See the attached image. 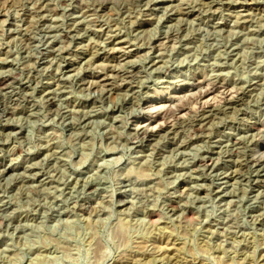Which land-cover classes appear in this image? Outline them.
<instances>
[{
  "label": "rangeland",
  "instance_id": "374dc122",
  "mask_svg": "<svg viewBox=\"0 0 264 264\" xmlns=\"http://www.w3.org/2000/svg\"><path fill=\"white\" fill-rule=\"evenodd\" d=\"M263 262L264 0H0V264Z\"/></svg>",
  "mask_w": 264,
  "mask_h": 264
},
{
  "label": "bare ground",
  "instance_id": "6f19581e",
  "mask_svg": "<svg viewBox=\"0 0 264 264\" xmlns=\"http://www.w3.org/2000/svg\"><path fill=\"white\" fill-rule=\"evenodd\" d=\"M203 1V0H202ZM206 1V0H205ZM244 1V0H243ZM252 2V1H251ZM184 5V4H183ZM216 7V6H215ZM262 7V6H261ZM201 8V7H200ZM202 9V8H201ZM84 10V8H83ZM37 12V11H36ZM81 12V11H80ZM207 12V11H206ZM248 12V11H247ZM207 16V15H206ZM263 17V16H262ZM74 25V24H73ZM243 25V24H242ZM174 36V35H173ZM167 40V39H166ZM65 41V40H64ZM165 42V41H164ZM169 45V44H168ZM111 47V46H110ZM113 47V46H112ZM119 47V46H118ZM167 47V46H166ZM158 48V47H157ZM95 54V53H94ZM160 54V53H159ZM89 57V56H88ZM102 57V56H101ZM124 57V56H123ZM121 58V57H120ZM159 59V58H158ZM162 59V58H161ZM105 60V59H104ZM153 61V60H152ZM133 63V62H132ZM112 66V65H111ZM59 68V67H58ZM86 69V68H85ZM89 69V68H88ZM56 70V69H55ZM98 71V70H97ZM80 72V71H79ZM104 72V71H103ZM111 72V71H110ZM134 74V73H133ZM136 74V73H135ZM53 75V74H52ZM98 75V74H97ZM162 75V74H161ZM109 76V75H108ZM128 76V75H127ZM77 77V76H76ZM107 77V76H106ZM126 78V77H125ZM105 79V78H104ZM128 79V78H126ZM207 79V78H206ZM94 80V79H92ZM101 80V79H100ZM96 81V79H95ZM113 81V80H112ZM98 82V81H97ZM110 82V81H109ZM81 83V82H80ZM89 83V82H87ZM92 83V82H91ZM111 83V82H110ZM86 84V83H85ZM107 84V83H106ZM185 84V83H184ZM204 84V82L201 80L196 81L194 84H192L191 86H185V87H179L178 89L171 91V92H164L159 94L156 98H152L150 101H146L144 104V109L142 110H146L145 113H143V115L140 117L135 119V122L133 124H135V129H137V131L140 134H143L142 136L145 137V139L150 138L151 136H153L154 132L158 129L161 128L162 126V115L164 113V111H166V109L169 108V106L174 103L177 100H181V98L187 97V96H192L195 95V91L197 89H200L202 87V85ZM245 84V83H244ZM134 85V84H133ZM183 85V84H182ZM11 86V85H10ZM97 86V85H96ZM101 86V85H99ZM106 87V86H105ZM99 88V87H98ZM109 88V87H108ZM223 88V87H222ZM254 88V87H253ZM41 89V88H40ZM106 89V88H105ZM104 89V90H105ZM175 89V88H174ZM208 89V88H207ZM203 90V89H202ZM221 90V89H220ZM219 90V91H220ZM250 90V89H249ZM23 91V90H22ZM201 91V90H200ZM229 91V90H228ZM231 91V90H230ZM237 91V90H236ZM244 91V90H243ZM60 92V91H59ZM162 92V91H161ZM199 92V91H197ZM44 93V92H43ZM42 93V94H43ZM222 93V92H221ZM235 93V92H234ZM238 94V93H237ZM198 95V94H196ZM218 95V94H216ZM17 96V95H16ZM154 96V95H153ZM215 96V95H214ZM213 92L212 90H205L202 91L200 99H201V104L202 106H209L211 105L213 102ZM225 96V95H223ZM230 96V95H229ZM241 96V95H240ZM239 96V97H240ZM9 97V96H8ZM194 97V96H193ZM247 97V96H246ZM190 98V97H189ZM227 98V97H226ZM187 99V98H186ZM228 99V98H227ZM226 99V100H227ZM230 99V98H229ZM228 99V100H229ZM14 100V99H13ZM192 100V99H191ZM25 101V100H24ZM220 101V100H219ZM217 102V101H216ZM215 102V103H216ZM214 103V105H215ZM220 103V102H219ZM15 104V103H14ZM199 104V103H198ZM221 104V103H220ZM16 105V104H15ZM200 105V104H199ZM6 106V105H5ZM216 106V105H215ZM220 106V105H219ZM171 107V106H170ZM176 107V106H175ZM201 107V106H200ZM235 107V106H234ZM240 107V106H239ZM8 108V107H7ZM210 108V107H209ZM217 108V107H216ZM233 108V107H232ZM138 109V108H137ZM141 110V109H140ZM179 110V109H178ZM177 110V111H178ZM233 110V109H232ZM236 110V109H235ZM203 111V110H202ZM238 111V110H237ZM142 112V111H141ZM144 112V111H143ZM209 112V111H208ZM196 113V112H194ZM226 113V112H225ZM64 114V113H63ZM182 114V113H181ZM179 114V115H181ZM187 114V113H186ZM175 115V114H174ZM178 115V116H179ZM177 116V118H178ZM181 116H184L183 114ZM190 116V115H189ZM208 116V115H207ZM213 116V115H212ZM215 116V115H214ZM174 117V116H173ZM200 117V116H199ZM198 117V119H199ZM221 117V116H220ZM183 118V117H182ZM189 118V117H188ZM128 119V118H127ZM165 119V118H164ZM180 119V118H179ZM194 119V118H193ZM200 120V119H199ZM195 121V119H194ZM126 122V121H125ZM133 122V121H132ZM165 122V121H164ZM202 122V121H201ZM200 122V123H201ZM255 123V122H254ZM174 124V123H173ZM189 124V123H188ZM187 124V125H188ZM132 127V126H131ZM247 127V126H246ZM134 128V127H133ZM171 128V127H170ZM179 129V128H178ZM198 129V128H197ZM194 128V130H197ZM175 131V130H174ZM177 132V131H176ZM175 133V132H174ZM190 133V132H189ZM139 134V135H140ZM200 134V132H199ZM174 135V134H173ZM141 136V135H140ZM163 136V135H162ZM177 136V135H176ZM140 138V137H139ZM143 138V137H142ZM235 138V137H234ZM130 139V138H129ZM183 139V138H182ZM185 139V138H184ZM239 139V138H238ZM250 139V138H249ZM166 140V139H165ZM133 141V140H131ZM155 141V140H154ZM138 142V141H137ZM173 143V142H172ZM236 143V142H235ZM145 144V143H144ZM183 144V143H182ZM241 144V143H240ZM254 144V143H253ZM173 147V146H172ZM227 147V146H226ZM225 147V148H226ZM233 147V146H232ZM229 148V147H228ZM155 149V148H154ZM233 149V148H232ZM241 161V160H240ZM210 162V161H209ZM245 163V162H244ZM206 164V163H205ZM246 164V163H245ZM245 168V167H244ZM194 169V168H193ZM235 169V167H234ZM257 170V169H256ZM238 171V170H237ZM234 174V173H233ZM239 176V175H238ZM236 177V176H235ZM237 178V177H236ZM248 178V177H247ZM246 178V179H247ZM189 180V179H188ZM92 183V182H91ZM130 183V182H129ZM123 188V187H121ZM125 188V187H124ZM88 191V190H87ZM220 194V193H219ZM125 202V201H124ZM176 206V205H175ZM174 206V208H175ZM178 206V205H177ZM178 208V207H177ZM151 213V212H150ZM262 214V213H261ZM187 215V214H186ZM152 216V215H151ZM155 219V218H154ZM258 219V218H257ZM153 221V220H152ZM200 262V261H199ZM186 263V262H185ZM201 263V262H200ZM264 263V262H263Z\"/></svg>",
  "mask_w": 264,
  "mask_h": 264
}]
</instances>
